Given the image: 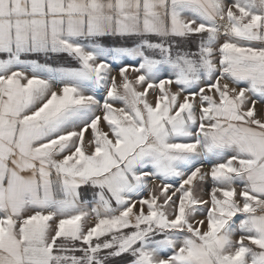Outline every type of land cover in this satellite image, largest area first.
I'll use <instances>...</instances> for the list:
<instances>
[{
  "label": "snow or ice",
  "instance_id": "6c2138e0",
  "mask_svg": "<svg viewBox=\"0 0 264 264\" xmlns=\"http://www.w3.org/2000/svg\"><path fill=\"white\" fill-rule=\"evenodd\" d=\"M0 264H264V0H0Z\"/></svg>",
  "mask_w": 264,
  "mask_h": 264
}]
</instances>
